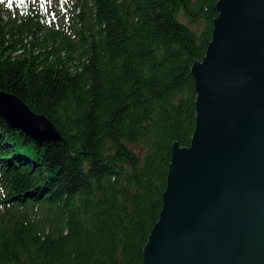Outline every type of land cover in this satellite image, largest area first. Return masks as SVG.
<instances>
[{
	"label": "trees",
	"instance_id": "1",
	"mask_svg": "<svg viewBox=\"0 0 264 264\" xmlns=\"http://www.w3.org/2000/svg\"><path fill=\"white\" fill-rule=\"evenodd\" d=\"M217 1L75 0L55 28L31 0H0L21 14L0 21V92L60 136L0 119V264H142L172 147L194 132L190 68Z\"/></svg>",
	"mask_w": 264,
	"mask_h": 264
},
{
	"label": "water",
	"instance_id": "2",
	"mask_svg": "<svg viewBox=\"0 0 264 264\" xmlns=\"http://www.w3.org/2000/svg\"><path fill=\"white\" fill-rule=\"evenodd\" d=\"M194 81L195 127L173 145L142 264H264V0H218ZM0 119L39 144L43 115L0 92Z\"/></svg>",
	"mask_w": 264,
	"mask_h": 264
},
{
	"label": "rangeland",
	"instance_id": "3",
	"mask_svg": "<svg viewBox=\"0 0 264 264\" xmlns=\"http://www.w3.org/2000/svg\"><path fill=\"white\" fill-rule=\"evenodd\" d=\"M74 4L75 0H31L32 7L37 12L43 13L55 28H59L64 20H69L72 15L77 13V9L73 7ZM42 5L45 6V10L40 9ZM6 6V10L0 11V21L2 23L8 22L9 17H12L17 22L21 18V14L18 13V4L7 3ZM178 20L190 26L189 20L182 13L179 14ZM190 27L194 31L197 30L195 26Z\"/></svg>",
	"mask_w": 264,
	"mask_h": 264
}]
</instances>
